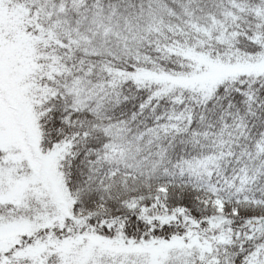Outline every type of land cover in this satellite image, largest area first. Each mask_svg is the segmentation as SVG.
I'll use <instances>...</instances> for the list:
<instances>
[{
    "label": "snow or ice",
    "instance_id": "1",
    "mask_svg": "<svg viewBox=\"0 0 264 264\" xmlns=\"http://www.w3.org/2000/svg\"><path fill=\"white\" fill-rule=\"evenodd\" d=\"M0 264H264V0H0Z\"/></svg>",
    "mask_w": 264,
    "mask_h": 264
}]
</instances>
